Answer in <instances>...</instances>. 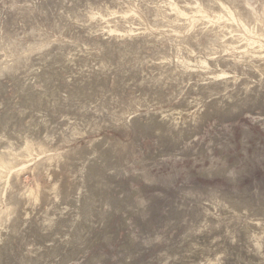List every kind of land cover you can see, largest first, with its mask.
<instances>
[{
	"label": "rangeland",
	"instance_id": "1",
	"mask_svg": "<svg viewBox=\"0 0 264 264\" xmlns=\"http://www.w3.org/2000/svg\"><path fill=\"white\" fill-rule=\"evenodd\" d=\"M0 264H264V0H0Z\"/></svg>",
	"mask_w": 264,
	"mask_h": 264
}]
</instances>
